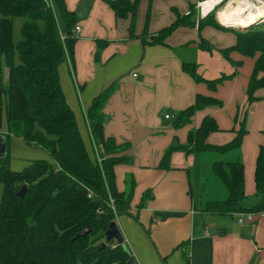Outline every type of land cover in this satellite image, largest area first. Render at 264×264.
<instances>
[{
    "label": "trees",
    "instance_id": "trees-1",
    "mask_svg": "<svg viewBox=\"0 0 264 264\" xmlns=\"http://www.w3.org/2000/svg\"><path fill=\"white\" fill-rule=\"evenodd\" d=\"M118 18L130 17L128 31L134 35L135 18L140 0H104ZM53 3V8L51 6ZM152 0L147 2L144 32L150 20ZM189 13L176 10L175 19L143 44H164L177 28L205 25L220 26L209 19L211 12L197 19L195 4ZM194 10V11H193ZM27 17L21 26V40L13 41V18ZM76 15L66 8L65 0H0V62L3 59L8 75L7 83L0 81V130L7 125L6 154L0 158V264H125L131 252L123 244L105 240V231L116 216L130 214L133 181L127 192L116 187L114 168L129 160L128 142L117 143L104 134V106L116 86L110 84L96 95L86 111L92 140L99 148L98 163L84 143L74 113L66 102L60 86L58 66L68 57L74 58L77 41L73 27ZM44 28L38 26V21ZM60 34L64 36L61 40ZM234 45L220 49L235 71L214 79H205L197 72L195 62H182V70L196 82H203L211 90L236 74L241 60H233L236 51L252 58L253 66L246 89L248 104L257 100L255 91L264 87V19L235 31ZM98 45L102 43L97 41ZM198 47L210 52L212 45L199 37ZM16 50L19 62H15ZM222 101L197 94L194 102L173 118L174 130L190 124L196 111L209 105L222 106ZM231 131L234 136L223 144H210V133L220 131L216 120L205 115L197 128L189 129L185 142H178L163 155L159 168L169 169L173 150L185 154L216 152L238 153L244 134L245 112L236 114ZM264 135V128L262 129ZM10 134L28 144L45 150L52 158L33 160L22 170L9 168L8 139ZM93 155V154H92ZM212 170L227 191L224 199L206 200L201 212L210 215H235L239 212L264 211V141L255 160V194L259 200L245 206L244 165L238 157L232 161H214ZM26 186L22 197L17 193ZM91 193V196L88 195ZM150 194L146 192L139 207ZM113 200L114 209L109 204ZM89 229L84 236L75 237ZM186 254L184 252V255Z\"/></svg>",
    "mask_w": 264,
    "mask_h": 264
},
{
    "label": "crops",
    "instance_id": "crops-1",
    "mask_svg": "<svg viewBox=\"0 0 264 264\" xmlns=\"http://www.w3.org/2000/svg\"><path fill=\"white\" fill-rule=\"evenodd\" d=\"M185 1V8L179 10L171 0L168 5L164 0H152L150 20L146 34L142 35L147 0H140L134 35L130 36V17H116L104 0H65L66 8L76 15L74 27L79 26L80 31L74 33L77 41L73 62L67 57L58 66L60 86L90 152L87 108L102 90L112 83L116 86L103 109L104 134L113 137L117 143L130 144L128 162L114 168L119 191L127 192L133 181L130 214L118 215L115 220L137 264H264V220L260 216H254L249 223H233L228 227L222 218H234V215L201 212L200 205L206 200L227 196L222 187L218 194L201 195L198 192L199 204H195L191 167L198 156L213 152L194 155L173 150L169 169L158 167L164 153L174 146L173 140L178 142L177 130L172 127L173 119L165 118L164 114L174 118L194 102L197 94L212 96L221 100L222 106L209 105L196 111L190 124L181 128L185 139L189 129L197 128L201 119L210 115L220 131L210 133L207 142L226 143L234 136L231 129L238 127L234 117L245 112L247 132L239 152L216 153L218 155H214L210 165L212 168L214 161H232L239 157L244 165L247 196L244 205L252 206L259 200L255 194L254 170L259 146L264 141V87L255 91L257 100L250 104L246 95L254 60L236 51L230 52V57L241 60L242 65L236 69L235 76L218 84L215 90L203 82H196L181 67L183 61L195 62L197 72L205 79L232 74L235 68L220 49L235 44V33L216 25H205L200 31L197 26H181L165 39L164 44H143L142 39L150 41V36L175 19L174 10L187 14L189 4L198 0ZM161 3H164L163 7L158 6ZM51 6L54 7L53 3ZM81 7H84V14L79 17L77 11ZM199 37L212 45L210 52L198 47ZM98 40L102 41L100 45ZM7 133L4 122L0 134L5 142ZM200 184L201 181L198 186ZM146 192L150 196L139 207ZM249 197L253 200L251 205L246 204ZM208 223H218L219 231L211 233L209 229L206 235L204 227Z\"/></svg>",
    "mask_w": 264,
    "mask_h": 264
},
{
    "label": "rangeland",
    "instance_id": "rangeland-1",
    "mask_svg": "<svg viewBox=\"0 0 264 264\" xmlns=\"http://www.w3.org/2000/svg\"><path fill=\"white\" fill-rule=\"evenodd\" d=\"M164 1H165L164 3L165 4L167 3V5H168V0H164ZM171 1H172L171 4L176 6L179 10L181 8H185V6H186L185 0H171ZM147 2H148V0H147ZM238 2H240V1L238 0ZM164 3L158 4V6L163 7ZM221 6H222V4H219L215 8L217 18H219V14L223 10L224 5L222 7ZM236 6H238V5H236ZM151 9H152V7H151ZM146 10H147V4H146ZM194 10L193 11L195 12L197 19L203 18V16L200 15L199 11L196 8H194ZM188 13H189V11H188ZM150 16H151V13H150ZM216 16L213 13V14H211V17H209V19L212 20L214 23L215 22L218 23ZM26 19H27V17H15V18H13V41L15 44H17L21 40V26L25 22ZM257 22H261V20L260 21L258 20ZM37 23H38L39 28H41V29L44 28L43 21L39 20ZM246 28L243 27V28H237V29H230V31H232L234 33H235V31L243 32V31H245ZM15 62H19L17 50H16V54H15ZM7 75H8L7 67H6V65L2 59L0 62V81L4 85L7 83ZM172 119L173 118H171L170 120L172 121ZM171 121H169V122L171 123ZM175 134L178 138L179 144H182L185 141V132L183 130L179 129L175 132ZM172 140H173V137H172ZM8 149H9V161H10L9 168L13 171L22 170L24 167H26L29 164V162H31L33 160H48L49 158H50L49 160L52 159L51 157H49L48 153L45 152V150H43L42 148H40L36 145H33V144H28V143L24 142L21 138H19L17 136H13V135L9 137ZM177 151H179V150H177ZM213 153L204 154V156H198L197 161L194 163V165L191 167V170H190L192 192H193V197L196 199V201H195L196 206H198L197 204H199L198 200H197L198 192H200L201 195H206V194H210V193H213V194L217 193L218 194V193H220V187L225 189L222 182L216 177V175L214 174V172L211 168L210 161L213 160L214 155H218V154H216V152H213ZM200 181H201V184L198 186V182H200ZM0 195H1V185H0ZM246 198H247V196L245 197V202H247ZM248 199H249L248 200L249 203H246V204L251 205V203L253 201L252 197L251 198L249 197ZM234 216L237 217L236 215H234ZM235 217L231 218L230 216H228V217L222 218V219H223V221H225V223L228 227H231V225H233V223H237V221H236L237 219ZM259 218L264 220V216H260ZM115 222H116V220H115ZM249 222H250V220L246 221L244 223H249ZM207 225H208V228L210 229L211 233H213V232L217 233L219 231V229H218L219 224L218 223H214V225H211L208 223Z\"/></svg>",
    "mask_w": 264,
    "mask_h": 264
},
{
    "label": "bare ground",
    "instance_id": "bare-ground-1",
    "mask_svg": "<svg viewBox=\"0 0 264 264\" xmlns=\"http://www.w3.org/2000/svg\"><path fill=\"white\" fill-rule=\"evenodd\" d=\"M239 1L240 2H238V0H207L203 12L205 14L214 4L220 3L224 6L222 12L219 14V18L216 16V19L223 25H230L238 28L246 27L262 19L264 16V0Z\"/></svg>",
    "mask_w": 264,
    "mask_h": 264
},
{
    "label": "built area",
    "instance_id": "built-area-1",
    "mask_svg": "<svg viewBox=\"0 0 264 264\" xmlns=\"http://www.w3.org/2000/svg\"><path fill=\"white\" fill-rule=\"evenodd\" d=\"M207 0H198L195 4V8L199 11L200 15L201 16H206L207 14L211 13V12H214V14H216V10L215 8L220 4V3H216L212 6V8L208 9V11L204 14L203 12V9L205 7V4H206ZM216 16V15H215ZM218 21V20H217ZM219 23V21H218ZM220 26L223 27V24L219 23ZM80 31V27L79 26H75L74 27V31L73 33H77ZM60 38L61 40L64 39V36L62 34H60ZM133 76H136V73H133L132 74ZM164 117L165 118H172L171 115L169 114H164ZM88 131L90 133V129H89V126H88ZM90 138H91V149H92V154H93V158L98 162L100 163L101 161V156H100V151H99V148H97V146L94 144V141L92 140V136H91V133H90ZM89 197L91 196V193L88 195ZM109 204L111 206L112 209H114V206H113V200L110 198L109 200ZM235 215L237 216L236 217V221L238 224H243L244 222L246 221H249L251 220L254 216H264V211H259V212H250V211H247V212H239V213H235ZM208 231H209V228L208 226H205L204 227V233L207 235L208 234Z\"/></svg>",
    "mask_w": 264,
    "mask_h": 264
},
{
    "label": "water",
    "instance_id": "water-1",
    "mask_svg": "<svg viewBox=\"0 0 264 264\" xmlns=\"http://www.w3.org/2000/svg\"><path fill=\"white\" fill-rule=\"evenodd\" d=\"M83 10H84V7H81L78 11H77V15L79 17H82L83 16ZM264 19V17H262L261 21ZM260 21V20H259ZM253 25V24H251ZM251 25H248L246 27H249ZM224 28L226 29H237L238 27H234V26H227V25H223ZM245 27V28H246ZM177 143V140L174 139L172 144L175 145ZM6 154V142H5V138L3 135L0 134V158L3 157L4 155ZM26 191V186L22 187L19 191H18V195L20 197H22L24 195ZM89 229H84L82 231H80L75 237H79V236H84L86 233H88ZM105 240L110 242V241H116L118 244H123L125 246L126 249L127 246L125 245L124 243V237L122 236L119 228H118V225L116 224L115 221L111 222L108 226V228L106 229L105 231ZM222 234V232H221ZM125 264H137L135 258L131 255V257L127 260V262Z\"/></svg>",
    "mask_w": 264,
    "mask_h": 264
}]
</instances>
